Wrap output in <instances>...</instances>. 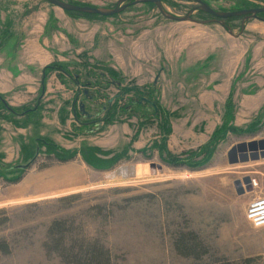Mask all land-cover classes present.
I'll return each instance as SVG.
<instances>
[{"label": "rangeland", "instance_id": "obj_1", "mask_svg": "<svg viewBox=\"0 0 264 264\" xmlns=\"http://www.w3.org/2000/svg\"><path fill=\"white\" fill-rule=\"evenodd\" d=\"M200 1L216 12L264 8V0ZM162 6L181 17L197 4ZM77 14L45 0H0V96L17 115L36 106L21 121L0 110V205L22 180L47 181L44 173L72 161L97 172L86 190L0 206V264H70L65 256L80 245L109 264H264V228L245 219L264 195V158L246 151L241 162L235 150L264 142V21L246 20L233 37L216 23L165 20L151 4ZM224 22L239 33L242 18ZM35 127L16 159L11 131ZM53 221L64 222L52 236L65 240L63 251L49 243Z\"/></svg>", "mask_w": 264, "mask_h": 264}, {"label": "crops", "instance_id": "obj_2", "mask_svg": "<svg viewBox=\"0 0 264 264\" xmlns=\"http://www.w3.org/2000/svg\"><path fill=\"white\" fill-rule=\"evenodd\" d=\"M11 90H7L8 92L12 93L15 90V85H11ZM1 95V94H0ZM21 104H13V108H24V106H20ZM36 106L33 109H28L29 111H33L30 114L35 113ZM31 116V115H30ZM17 121L26 120L29 116H26V114H20L14 116ZM39 119L37 115L32 116L31 120H33L35 123L39 122ZM33 132H37V129H31V133L27 132L24 129H13L11 131V135L13 140L17 139L15 142L16 149L14 152H16V156H14L16 159L22 160V153L23 151V145H28L27 137L29 134H32ZM35 136L36 134H32V136ZM15 136V137H14ZM23 140V141H22ZM14 142V141H13ZM14 144V143H13ZM20 146V147H19ZM15 159V160H16ZM97 172L91 171L89 168L85 167L84 165L78 163V162H70L66 166L62 168H55L52 169L49 173H44V176H46L47 181L40 182V175L37 174V178L33 181V183H29V185L25 184V180L18 183V185H22L21 188H16L14 190H10L11 196L7 199H5L2 202L3 204H27V203H33L38 201H43L51 198H55L58 196H61L66 193H72V191H83L88 189L89 185L93 184V178L94 175ZM32 178V177H30ZM33 179V178H32ZM36 182V183H34ZM26 185L27 187H24ZM17 186V185H16Z\"/></svg>", "mask_w": 264, "mask_h": 264}, {"label": "water", "instance_id": "obj_3", "mask_svg": "<svg viewBox=\"0 0 264 264\" xmlns=\"http://www.w3.org/2000/svg\"><path fill=\"white\" fill-rule=\"evenodd\" d=\"M47 3H49L52 6H55L59 8L62 11L65 12H73L78 14H87V15H97L101 17H111L113 15H116L120 12H122L125 8L135 5H142V4H151L153 5L160 16L164 18L165 20L172 21V22H191V23H197V24H210V23H216L220 25L222 28H224L227 33L230 36L237 37L240 35L244 30V23L246 20L249 19H256L260 21H264L260 18V15H264V8L261 9H251V10H242V11H236V12H216L212 9H210L206 4H204L200 0H190L192 2H195L197 4L196 7L189 10L184 16H174L170 13H168L162 6L163 0H118L117 4L113 9H104V8H91V7H80L76 6L70 3H65L60 0H45ZM123 5V6H122ZM195 12H200L206 15L211 16L212 20L207 21H196L192 18L193 14ZM230 18H242V23L240 26V31L237 35H233L231 29L225 24L224 20L230 19ZM108 103H111L109 101ZM79 110L82 114H85L84 106L82 104H79ZM89 117L88 115H86ZM261 150L260 156L264 158V142L259 143H249L246 146L240 145L235 150L238 151L241 156L239 157V160L241 162H244L246 160V156H244L242 153H245L246 151L250 153L251 159H254V153L257 150ZM233 162L231 161V164ZM27 166H19L18 169L24 170Z\"/></svg>", "mask_w": 264, "mask_h": 264}, {"label": "trees", "instance_id": "obj_4", "mask_svg": "<svg viewBox=\"0 0 264 264\" xmlns=\"http://www.w3.org/2000/svg\"><path fill=\"white\" fill-rule=\"evenodd\" d=\"M77 15H81V16H84V17H90L89 15L87 14H77ZM141 101L145 104H149L151 105L152 107H156L154 106L149 100H147L146 98H141ZM0 104H1V109L2 111H6L8 114L10 115H17L18 114V111L14 110V109H11L9 108L6 103L4 102V100L2 99V97L0 96ZM33 112L32 110L29 111V110H24L22 112V114H29ZM35 112V111H34ZM43 142V141H42ZM208 145H206L207 147ZM63 224L64 222L60 223V221H53L51 222L50 226H49V229H48V232H49V236L51 235V237L48 239L49 240V243L50 245H53L52 247L54 249H60V251L62 250L63 251V245L65 242V240L62 238V237H57L54 238L52 237L53 235H62L65 233V229L63 227ZM73 244H71L73 247L75 246L74 245V242H71ZM178 247L181 249H184V243L182 241L178 242ZM83 245H80L78 246L79 247V252L75 254V256L73 254L70 253V255H66L65 256V259L70 263V264H109L108 262V257L106 255H103L102 251H94L95 249L92 247V248H89V249H85V250H82ZM0 248L2 250H6L7 248V245L6 243L3 241ZM71 246L68 248V249H65L67 251H71ZM186 248V247H185Z\"/></svg>", "mask_w": 264, "mask_h": 264}, {"label": "built area", "instance_id": "obj_5", "mask_svg": "<svg viewBox=\"0 0 264 264\" xmlns=\"http://www.w3.org/2000/svg\"><path fill=\"white\" fill-rule=\"evenodd\" d=\"M256 189L257 184H252ZM245 219L253 229L264 228V195L255 196L248 204L245 210Z\"/></svg>", "mask_w": 264, "mask_h": 264}, {"label": "flooded vegetation", "instance_id": "obj_6", "mask_svg": "<svg viewBox=\"0 0 264 264\" xmlns=\"http://www.w3.org/2000/svg\"><path fill=\"white\" fill-rule=\"evenodd\" d=\"M83 95L85 96L86 95V92H83ZM153 109H154V111H156V108H154L153 107ZM78 113H79V111H78ZM79 115L81 116V114L79 113ZM88 120H91L92 119V116H90V118H87Z\"/></svg>", "mask_w": 264, "mask_h": 264}]
</instances>
